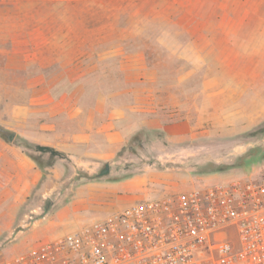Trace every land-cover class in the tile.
<instances>
[{"label":"rangeland","instance_id":"obj_1","mask_svg":"<svg viewBox=\"0 0 264 264\" xmlns=\"http://www.w3.org/2000/svg\"><path fill=\"white\" fill-rule=\"evenodd\" d=\"M0 125L21 138L0 137V258L260 177L205 169L264 152V0H0Z\"/></svg>","mask_w":264,"mask_h":264},{"label":"built area","instance_id":"obj_2","mask_svg":"<svg viewBox=\"0 0 264 264\" xmlns=\"http://www.w3.org/2000/svg\"><path fill=\"white\" fill-rule=\"evenodd\" d=\"M0 264H264V175L132 202Z\"/></svg>","mask_w":264,"mask_h":264},{"label":"trees","instance_id":"obj_3","mask_svg":"<svg viewBox=\"0 0 264 264\" xmlns=\"http://www.w3.org/2000/svg\"><path fill=\"white\" fill-rule=\"evenodd\" d=\"M0 137L5 140L6 142H17L18 139H21L20 136L13 130L8 129L6 127H3L2 125H0ZM35 149L40 151L41 153H49L50 155H58V156H63V152L56 149L53 146H49V145H43V144H37L35 145ZM259 152H250L247 153L246 155L240 156L237 159V162L233 163L232 165H221V166H217V167H212L214 165H209L210 167L205 169V171L207 172H213V171H223L227 168L230 167H236V166H240V165H247L249 163H252L253 161H256L257 159H262L264 158V152H262L261 150H258Z\"/></svg>","mask_w":264,"mask_h":264},{"label":"crops","instance_id":"obj_4","mask_svg":"<svg viewBox=\"0 0 264 264\" xmlns=\"http://www.w3.org/2000/svg\"><path fill=\"white\" fill-rule=\"evenodd\" d=\"M108 211H111V210H108ZM110 213V212H109ZM91 220H87V219H82V220H80V219H78V220H74L71 224L73 225H77L78 223H82V224H84V223H86V222H90ZM58 223V222H57Z\"/></svg>","mask_w":264,"mask_h":264}]
</instances>
